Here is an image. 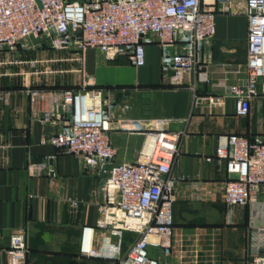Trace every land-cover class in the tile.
I'll return each instance as SVG.
<instances>
[{
    "label": "built area",
    "instance_id": "obj_1",
    "mask_svg": "<svg viewBox=\"0 0 264 264\" xmlns=\"http://www.w3.org/2000/svg\"><path fill=\"white\" fill-rule=\"evenodd\" d=\"M218 13L247 17L244 64L216 66L206 51L216 33ZM152 42L161 47L162 69L173 72V83L189 85L194 103L222 106L232 97L236 114L245 116L252 98L264 94V0H0V52L72 49L73 58L84 61L85 51L93 47L105 60L124 56L134 66H142L146 45ZM242 71L244 77L231 80ZM200 84L211 90L199 92ZM94 85L84 79L77 88L27 89L34 112L44 102L40 119L58 123L57 131L43 141L80 156L87 169L104 177L101 215L95 226L83 227L81 252L110 258L114 264H171L151 256L149 247L166 252L172 247L179 182L174 166L185 132L147 127L142 119L116 115L115 98ZM6 95L1 93L0 100ZM112 130L144 135L136 160L116 162ZM215 160L229 175L224 184L228 212L235 205L253 208L247 257L251 264H264V137L221 135ZM28 169L41 175L46 163H30ZM96 228L104 231L99 246ZM125 232L135 235L126 250ZM6 252L8 264H26L30 252L26 229L11 235Z\"/></svg>",
    "mask_w": 264,
    "mask_h": 264
},
{
    "label": "crops",
    "instance_id": "obj_2",
    "mask_svg": "<svg viewBox=\"0 0 264 264\" xmlns=\"http://www.w3.org/2000/svg\"><path fill=\"white\" fill-rule=\"evenodd\" d=\"M247 33L245 14L218 13L216 33L206 46L213 63L244 64ZM146 50L147 60L142 66H134L124 56L105 60L93 47L85 51L84 61L73 58L72 49L0 52V94L7 93L6 99L0 100V264H8L6 250L11 235L20 229L28 234L26 264H114L110 258L81 252L83 227L95 226L101 215L104 177L87 169L80 156L43 141L57 131L58 123L42 121L39 112L45 108L44 102L34 112L27 92L35 86L79 87L84 79L115 98L116 115L142 119L147 127L185 132L174 166L179 182L173 206L172 247L166 252L150 246L151 256L171 264H251L247 230L253 208L235 205L228 212L224 184L229 175L215 160V153L221 135L264 137V94L252 98L245 116L236 114L232 97L222 106L194 103L189 85L173 83V72L162 69L160 45L148 43ZM35 60L36 65L57 72L63 68L77 72L76 79L58 75L50 81L48 75L33 76L43 72L33 70ZM238 76L244 77L245 72L233 74L231 80ZM198 89L206 92L211 87L200 84ZM111 140L118 149L116 162L134 161L144 135L112 130ZM44 162V174L30 173V163ZM103 232L96 228V246Z\"/></svg>",
    "mask_w": 264,
    "mask_h": 264
},
{
    "label": "rangeland",
    "instance_id": "obj_3",
    "mask_svg": "<svg viewBox=\"0 0 264 264\" xmlns=\"http://www.w3.org/2000/svg\"><path fill=\"white\" fill-rule=\"evenodd\" d=\"M19 53V52H18ZM69 62H71V60H68ZM63 62H67V61H63ZM34 64H35V66H32L33 67V70H36V71H43L42 73H40V74H36V73H34V74H31V75H33V76H38V75H48L49 77H50V81L52 80V78L53 77H56V76H58V75H60V76H66V75H71V79L72 78H75L76 79V75L75 74H77V72H74V71H66V70H64L65 68H63V72H57V71H54V69L52 68V67H49V68H47V66H45V65H36L37 64V62H33ZM62 69V68H61ZM21 77L23 76H25V74H22V75H20ZM51 84V83H50ZM53 84V83H52ZM58 86V85H57ZM78 86L76 85V88H77Z\"/></svg>",
    "mask_w": 264,
    "mask_h": 264
},
{
    "label": "trees",
    "instance_id": "obj_4",
    "mask_svg": "<svg viewBox=\"0 0 264 264\" xmlns=\"http://www.w3.org/2000/svg\"><path fill=\"white\" fill-rule=\"evenodd\" d=\"M67 87H74V86H67ZM65 87V88H67ZM134 234L132 232H125L124 233V238H123V248L125 250L127 243L130 242L134 238Z\"/></svg>",
    "mask_w": 264,
    "mask_h": 264
},
{
    "label": "water",
    "instance_id": "obj_5",
    "mask_svg": "<svg viewBox=\"0 0 264 264\" xmlns=\"http://www.w3.org/2000/svg\"><path fill=\"white\" fill-rule=\"evenodd\" d=\"M232 177H238V175H236V176H232Z\"/></svg>",
    "mask_w": 264,
    "mask_h": 264
}]
</instances>
